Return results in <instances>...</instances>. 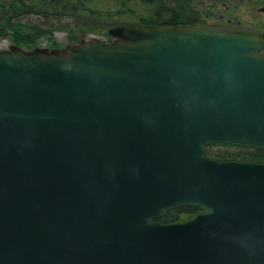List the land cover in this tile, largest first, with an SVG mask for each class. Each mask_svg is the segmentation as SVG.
I'll list each match as a JSON object with an SVG mask.
<instances>
[{"label": "water", "instance_id": "95a60500", "mask_svg": "<svg viewBox=\"0 0 264 264\" xmlns=\"http://www.w3.org/2000/svg\"><path fill=\"white\" fill-rule=\"evenodd\" d=\"M109 31L0 50V264H264V34Z\"/></svg>", "mask_w": 264, "mask_h": 264}, {"label": "trees", "instance_id": "16d2710c", "mask_svg": "<svg viewBox=\"0 0 264 264\" xmlns=\"http://www.w3.org/2000/svg\"><path fill=\"white\" fill-rule=\"evenodd\" d=\"M197 12L194 0H5L0 1V34L32 48L40 36L48 34L50 39L55 30L68 31L75 39H81L88 33L110 37L107 30L125 24L196 26L201 20ZM28 27L33 30H26ZM207 150L222 160L264 162V145L216 143ZM179 210L196 208L170 210L161 220H174Z\"/></svg>", "mask_w": 264, "mask_h": 264}, {"label": "rangeland", "instance_id": "374dc122", "mask_svg": "<svg viewBox=\"0 0 264 264\" xmlns=\"http://www.w3.org/2000/svg\"><path fill=\"white\" fill-rule=\"evenodd\" d=\"M1 2L5 0H0ZM216 1L217 5L214 6H209V4L206 2L204 3V0L202 3L200 0H194V7L198 10V14L201 18L199 25H210L213 26L215 24L222 25L226 24L228 26H236L234 23H228V19H234L235 21L238 20L237 17H248L251 16V8L254 5L250 4L248 0L245 1H239L237 2L236 0H212ZM200 2V3H199ZM229 2H232V4H229ZM259 3H264V0H258ZM211 3V2H209ZM214 3V2H213ZM263 5V4H261ZM215 11L214 13L216 16H206V13L208 11ZM236 17V18H235ZM29 28V27H28ZM28 31H32L33 29L29 28L26 29ZM109 31V30H107ZM52 38L49 39V35H42L38 38L37 45H35L32 48H27L21 44H18L14 42L13 37L9 36H2L0 34V50L3 49H9L12 45H20L26 49H34L36 47H49V48H54V47H65L68 44H74L80 42L81 39L83 38H91L92 36H98L104 41L110 42L114 39V36L110 33V37L106 35L105 33H88L85 35H82L83 37L80 39H75L68 31L65 30H55L52 33ZM264 54V50H263ZM216 147H221V148H233L236 149V147H229L225 145H216ZM210 155V154H209ZM212 156V155H211ZM238 160V159H235Z\"/></svg>", "mask_w": 264, "mask_h": 264}, {"label": "flooded vegetation", "instance_id": "af4514ba", "mask_svg": "<svg viewBox=\"0 0 264 264\" xmlns=\"http://www.w3.org/2000/svg\"><path fill=\"white\" fill-rule=\"evenodd\" d=\"M203 0H200V2L202 3ZM237 2L239 1H245V0H236ZM250 4H253V7L251 8V16L246 17H237L238 20H234L229 18L228 19V23H234L236 26H228L226 24H222V25H218L215 24L213 26L210 25H196V27H204V28H208V29H214V30H228V31H233V30H237V31H247V32H258V33H263L264 34V3H259L258 0H248ZM199 2V3H200ZM208 3L209 6H214L217 5L216 1L212 0H204V3ZM211 2V3H209ZM229 4H232V2H229ZM263 4V5H261ZM215 11H208L206 13V16H216V14L214 13ZM236 18V17H235ZM183 208V207H180ZM180 208H175V209H180ZM173 210V209H172ZM170 211V210H169ZM186 210H179L177 218L179 216V214L181 212H184ZM175 218V219H177ZM174 219V220H175ZM161 220V218H160ZM163 221V220H162ZM173 221V220H172ZM168 222V221H167Z\"/></svg>", "mask_w": 264, "mask_h": 264}]
</instances>
